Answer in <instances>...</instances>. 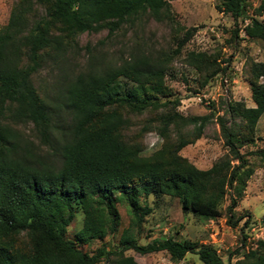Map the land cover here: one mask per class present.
<instances>
[{
    "label": "trees",
    "instance_id": "obj_1",
    "mask_svg": "<svg viewBox=\"0 0 264 264\" xmlns=\"http://www.w3.org/2000/svg\"><path fill=\"white\" fill-rule=\"evenodd\" d=\"M172 1L17 0L11 7L0 40V264H138L127 251L162 252L174 264L188 254L199 264H264V239L245 250L242 236L226 262L214 247L196 241L166 236L140 245L137 239L152 212L149 197L177 199L184 214L204 221L224 212L227 223L237 226L241 218L234 219V211L255 169L241 149L262 142L252 156L264 164V138L255 137L264 114V62L250 61L245 72L254 107L230 101L228 120L215 118L227 153L208 170L197 169L180 152L201 139L215 112L184 117L166 84L173 59L181 57L195 29L184 31L175 48L159 56L134 46L119 62L105 65L91 58L85 71L65 75L53 96L34 87V75L47 62L66 63L80 35L106 31L111 37L135 32L149 20L172 22ZM247 1L218 0L217 11L233 20L229 45L242 40L238 23L247 16ZM253 13L244 36L264 44V24L257 19L264 15V0ZM219 59L217 52L189 51L182 60L198 76V89H204L231 63ZM144 114L148 119L128 135ZM150 131L162 144L144 157L142 137ZM119 204L126 206L130 221L112 250L104 240L118 232ZM78 212V243L98 241L93 254L66 238Z\"/></svg>",
    "mask_w": 264,
    "mask_h": 264
},
{
    "label": "rangeland",
    "instance_id": "obj_2",
    "mask_svg": "<svg viewBox=\"0 0 264 264\" xmlns=\"http://www.w3.org/2000/svg\"><path fill=\"white\" fill-rule=\"evenodd\" d=\"M17 0H0V40L3 37L11 7ZM260 0H248L247 12L244 21H239V37L242 39L238 45H229L227 41L233 29V20L227 14L217 11L218 0H176L170 2V11L173 21L162 23L149 20L143 28L135 32H122L107 37V32L82 34L77 38V45L67 57L65 64L47 62L42 70L34 75L33 84L43 96H53L63 83V77H74L85 71L95 62L107 64L126 59L134 46L141 49H151L154 55L159 56L175 48V38H180L184 31L195 29L194 36L183 49L181 57L173 59L171 63V77L166 78L172 98L179 99L178 111L184 117L204 116L214 111L215 116L205 126L203 135L195 144L187 146L180 152V156L188 160L199 170H208L214 162L227 153L220 136L216 117L224 116L228 120L226 104L230 101L243 103L246 107H254L246 77V69L250 61L264 62V44L260 41H247L243 29L248 24L249 17L254 15L253 10ZM264 24V15L257 18ZM189 51L207 52L208 54L220 53L219 60L230 59L225 74L217 75L204 89H198L196 73L183 64V56ZM222 66H225L224 64ZM227 78L228 86L224 87L221 78ZM125 89L131 85L125 83ZM196 95H205L210 101L208 105L196 102ZM213 106V108H209ZM148 119L147 114L138 117L133 122L128 135L137 132L141 125ZM31 126L23 128L30 134ZM31 135V134H30ZM32 133V137H33ZM255 137L264 138V114L260 118L255 131ZM162 141L154 132L143 135L142 156L148 157L160 149ZM256 147H262V142L257 141ZM257 148L245 147L241 149L253 165L254 174L249 179L245 192L238 200L234 211L235 218H241L236 227L227 223V216L204 221L191 213L184 214L177 199L148 198V206L152 212L145 217L139 235L140 245H145L153 239L174 236L178 241L190 240L214 247L224 262L228 256L241 246L242 236H246V248L258 240L264 239V164H260L252 153ZM229 204L228 197L223 205L225 209ZM120 217L118 232L105 238L104 243L112 250L119 246L122 231L129 226L130 217L126 206L116 205ZM224 211V210H223ZM249 217V220H248ZM249 222L245 228L244 224ZM82 214H75L74 220L68 227L66 238L74 241L78 248L87 254H93L100 246L98 241L90 246L78 243L81 230ZM126 256L132 257L138 264H174L165 253H156L140 256L133 251H127ZM234 262V259L232 260ZM103 264V263H101ZM176 264H199L197 257L188 254L185 259Z\"/></svg>",
    "mask_w": 264,
    "mask_h": 264
},
{
    "label": "built area",
    "instance_id": "obj_3",
    "mask_svg": "<svg viewBox=\"0 0 264 264\" xmlns=\"http://www.w3.org/2000/svg\"><path fill=\"white\" fill-rule=\"evenodd\" d=\"M220 78H221V82H222L223 86L227 87L228 86L227 78L226 77L225 78L220 77ZM196 102L199 104L204 103L205 105H208L210 103V101L207 99V97L205 95H196Z\"/></svg>",
    "mask_w": 264,
    "mask_h": 264
}]
</instances>
